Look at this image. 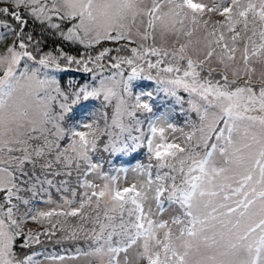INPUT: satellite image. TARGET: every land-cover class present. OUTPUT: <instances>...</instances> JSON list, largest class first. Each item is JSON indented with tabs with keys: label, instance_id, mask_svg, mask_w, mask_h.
Masks as SVG:
<instances>
[{
	"label": "snow or ice",
	"instance_id": "snow-or-ice-1",
	"mask_svg": "<svg viewBox=\"0 0 264 264\" xmlns=\"http://www.w3.org/2000/svg\"><path fill=\"white\" fill-rule=\"evenodd\" d=\"M63 3L67 10L60 0H0V5H7L0 6V15L15 22L0 21L6 30L0 32V41L13 38L0 51V106L27 73L51 85L52 105L51 115L45 114L46 126L32 129L27 141L0 143V176L8 177L6 182L0 180V264H65L105 251L108 264H119L120 254L127 258L137 245L138 258L147 264H264V0H213L211 5L150 0L135 32L110 27L96 35L84 27L86 19H93L94 0ZM166 7L176 34L171 47L156 43L157 22ZM213 13L223 19L212 21ZM29 18L46 25L42 31L51 30L83 52L74 57L62 47L43 51V40L25 31ZM132 23L136 24L135 16ZM194 35L200 37L195 46ZM181 36L189 39L180 42ZM105 41L119 46L94 53ZM65 64L92 73L98 86L66 91L44 75L65 69ZM140 74L166 83L172 91L186 92L198 117V122H189L187 132L159 123L147 132L136 129L149 163L134 171L145 177L153 193L156 217L151 207L145 210L147 200L136 184L119 189L117 176L103 172L92 160L102 139L103 150L112 151L132 130L136 115L149 110L128 89V80ZM106 82L115 87L105 91ZM81 95L102 96L105 110L83 126L87 131L66 133L61 126L64 113ZM250 129H258L259 135L250 136ZM168 131H179L180 136L167 142ZM26 165L32 166L31 177ZM37 165L44 179L35 175ZM73 167L75 187H69L68 180L56 186L47 178L71 176ZM89 175L101 178L103 185L89 181ZM53 186L59 201L49 192ZM22 191H30L33 198L41 193L47 197L42 203L55 207L40 210L20 195ZM106 197L110 203H105ZM165 203L179 208L170 221L157 218L165 212ZM27 221L40 224L43 231L25 232ZM57 232L61 236L55 243L82 241L84 247L76 246L70 256L14 251L18 237H23L21 249H31L43 242L41 236L50 239Z\"/></svg>",
	"mask_w": 264,
	"mask_h": 264
},
{
	"label": "rangeland",
	"instance_id": "rangeland-1",
	"mask_svg": "<svg viewBox=\"0 0 264 264\" xmlns=\"http://www.w3.org/2000/svg\"><path fill=\"white\" fill-rule=\"evenodd\" d=\"M194 2H201V3L211 5L213 0H194ZM217 2H218V0H217ZM254 2H257V0H254ZM149 5H150V0H149ZM222 19H223V17L219 16L218 14H215V13L211 14V20L212 21L222 20ZM3 20H8L9 22L15 24L14 21H11V18L10 19H2L0 17V21H3ZM29 21L33 22V20L30 18H29ZM0 32H6V30L3 28H0ZM43 32H46V31H43ZM47 32H51V31H47ZM41 33H42V30H41ZM32 35L34 36L35 34L32 33ZM200 35H202V33ZM194 36L192 37V39L194 38ZM12 39L13 38L11 36H7L5 40L0 41V51H4L6 46L12 43ZM35 39H38V38H35ZM187 39H189V38L181 36L180 42H185ZM42 40H43V51H51V47L49 48V46H46V43H47L46 40H44V39H42ZM174 40H175V38L168 40L167 43L165 44V46L171 47ZM120 43H124V42L121 41ZM148 43L151 44L152 41L149 40ZM156 43L159 45L161 43V41L157 38ZM76 46H78V45H70L69 44V47H67L68 48L67 51H65L64 49L63 50L65 51V53H71L72 49ZM118 46H119L118 44H115L111 41H105V42H102L100 45L96 46L93 49V52L94 53L98 52L99 50H101L102 48H105V47L115 49ZM82 52H83V49H81V53ZM111 55L115 56L116 52L113 51L111 53ZM71 56H73V55H71ZM74 57H76V56H74ZM103 62L109 63L108 60H105ZM212 66L219 67L218 65L215 64V62H213ZM64 67H65V69L58 70V72L60 73L61 81H56V79L54 78L55 75H54L52 70L47 71L46 73H44V75H46L50 78H53L59 84V86L66 91L75 90L76 86L73 84L77 79H75L74 77L71 78L69 75H73V74L78 73L80 71L84 72V70H83V68L78 67L75 64H72L71 66H67L65 64ZM257 67H259V66H257ZM124 68H125L126 72L130 71V69H128L126 65L124 66ZM152 74L154 75L156 73L153 72ZM97 86H98V82H95L94 87H97ZM94 87H91V88H94ZM167 88L172 92L169 85H167ZM128 89L130 91L129 80H128ZM155 90H156V87L151 86V85L149 87H147L146 89L140 88V90H138L135 98H139V100H141L142 102L145 103V102H147L148 97ZM93 97L97 99V104L91 110L92 115L84 114L85 116H81L80 120H78L76 122H71L72 116H69V112L71 109V105H70L69 110L66 113H64L63 120L61 121V126L63 128L65 125H67L68 127H71L72 132L73 131H79V130L87 131V129H84L83 126L86 124H90L94 120H97L100 117V114L105 110V104H104L102 96H93ZM132 97H134L133 93H132ZM188 98H189V96H188ZM94 109L99 110V111L94 112ZM108 112L110 115L111 114V108L110 107L108 109ZM153 114H154V112H146V111L138 113L136 115L134 121L132 122V130L129 133H125L122 136V138L117 142L115 149H113L112 151H104L103 150L104 140L102 139L100 141V143L98 144V149L96 151L97 154L95 155L96 152H94L92 154V160L102 166L103 172L106 173V171H107L108 174L117 176L116 186L121 190L124 187H130L132 184L137 185L138 180H144L145 179V177L143 175H140L138 171H134V169H138L140 165H146L149 163V158H148L149 153H148L146 147L137 139L138 133H137L136 129L141 128L145 132H147L148 131V123L151 121V116ZM195 116L197 117L196 113H195ZM189 122H195V121L191 117H188L185 121V124H183L180 116H178V117L175 116V113L173 110L167 109L164 112V114H162L154 124L149 125V129L159 123L165 127L167 125H172V126L177 127V129L183 128L184 131L187 132V131H189V129L187 127ZM252 134L259 135V130L258 129H250L249 135L251 136ZM166 135L168 137L167 142H173L172 137L173 136L179 137L180 132L177 131L175 133H172V132L168 131V132H166ZM121 140H123V141H121ZM62 143H64V142H62ZM116 151H118V152H116ZM113 155H114V157H113ZM98 160H100V161H98ZM219 160L222 163V158H219ZM25 167H26V170L28 171L29 177H31L32 176V166L26 165ZM57 167H59V166H57ZM233 167L235 168L236 166L234 165ZM35 175L40 177V179H44V174L41 172L39 165H37V167L35 169ZM47 178L52 179L54 182V185H56V186L59 185V182L61 180H68L69 181V187H75L77 184V173L75 171V167H73L71 176L61 175V176L53 177L51 175H48ZM25 179H28V177H25ZM87 179L89 181L94 182L98 186H102L104 183V181L96 175H89L87 177ZM33 182H35V181H33ZM27 187H28L27 184L22 185V188L27 189ZM45 187H47V185H45ZM98 190H99V188H97V191ZM137 190H140L138 186H137ZM78 191H79V189H78ZM49 192H50L51 197L54 201H59L60 193H58L56 191L55 186L51 187L49 189ZM69 194L70 193H65V195H69ZM20 195L23 196L24 198H27L30 200L33 198L32 193L30 191H22L20 193ZM2 197H3V194L0 193V200H2ZM35 197L39 198L40 201H38V204H36L34 202V204L32 206L37 207L40 210H49L50 208L55 207V205H49V204L42 203V199H47V197L45 195L38 193ZM23 207L24 206L21 204L22 209H23ZM102 207H103V202H102ZM144 207H145L146 211L148 210L149 207H151L153 216L156 217V213L158 212V209L156 207V203H155L154 199H151L150 201H146L144 203ZM164 207L166 209L165 212L157 218L170 221L174 215H177L179 213V208L176 205L169 206L167 203H165ZM75 222L76 221L73 219L72 223H75ZM173 228L175 229V226H173ZM29 229H31L33 232H42L43 231V227L40 224H37V223L32 222V221H27L24 225L25 232H27ZM160 235L162 236V233H160ZM60 236H55V238L60 237ZM41 240L43 241L41 244L33 245V247L31 249H21L20 247H18L17 240H16V242L14 244V251H16L18 253H22L25 251H38V252H41L45 255L44 248H45V245L48 241V238L41 236ZM67 243L70 246H74V247H76V246L84 247V244L82 241H79V242L67 241ZM132 249H129L128 253H130L132 251ZM209 254H211V253H209ZM66 256H70V255L68 254ZM96 257H99L101 259V264H104L105 258L109 261V254L105 251V252H100V253H94V254L89 255V256H82V257H79L75 261H65V264H93L94 258H96ZM123 257H124V254L121 253L120 254V260ZM39 259H43V256L39 257ZM46 264H59V262L58 261H48V262H46ZM141 264H147V261L141 260Z\"/></svg>",
	"mask_w": 264,
	"mask_h": 264
},
{
	"label": "clouds",
	"instance_id": "clouds-1",
	"mask_svg": "<svg viewBox=\"0 0 264 264\" xmlns=\"http://www.w3.org/2000/svg\"><path fill=\"white\" fill-rule=\"evenodd\" d=\"M149 5V0H94L92 11L93 19L85 21V29L90 35L97 33L103 34L108 28H131L133 32L140 27V20L143 16V9ZM60 6L67 10L63 0H60ZM167 7L162 11V19L157 22L156 36L162 43L175 38V32L172 28V20ZM135 16L136 24L132 23ZM200 39L198 35L193 38L195 41ZM42 78L33 76L31 73L25 74L15 82V88L12 93L5 97L4 103L0 106V143L15 144L17 141H27L30 137L31 130L42 129L46 126V113L51 115L52 105L48 100V89L50 84L41 83ZM111 82H106L104 90L114 88ZM7 161V154L4 157ZM0 180L7 181L6 175L0 176ZM142 198L150 201L153 193L149 191L148 185L144 180H138ZM105 203H110L108 197ZM140 246L134 247L127 258L123 257L119 264H141L138 258ZM243 253H240L243 259ZM93 264H101L99 257L94 258ZM104 264H108L105 258Z\"/></svg>",
	"mask_w": 264,
	"mask_h": 264
},
{
	"label": "trees",
	"instance_id": "trees-1",
	"mask_svg": "<svg viewBox=\"0 0 264 264\" xmlns=\"http://www.w3.org/2000/svg\"><path fill=\"white\" fill-rule=\"evenodd\" d=\"M6 17V16H5ZM8 19H10V17H8ZM28 24V27L25 29L26 32H31L33 34H35L33 37L34 38H38V39H44L46 40V46H49V48L51 47V51H54L55 49L62 47L65 51H67V47H69L68 43H65L63 40H61L58 36L55 35L54 32H43L41 33V30L46 28V25H41L38 22H31ZM65 27H67V25H65ZM40 32H39V31ZM51 31V30H48ZM47 37V38H46ZM81 47L80 46H76L72 49L71 53H67L69 55H73L78 57L81 54ZM155 75V74H154ZM71 78L74 77L75 79H77L73 85L76 86V89L82 87V86H86L88 88H91V86L94 85V82L90 79H84L81 80L82 77H75L73 75H69ZM149 78H147L146 76L143 77H139L136 80L143 82L148 80ZM134 92H136L137 90L134 89ZM164 90L163 89H158L155 90L150 96H149V103L148 105V112H157L160 111L165 104V95H164ZM135 99V96L133 97ZM97 104V99L94 98L93 96H83L81 95L79 99L76 100L75 103L71 104V109L69 112V116H75L74 119H78V116L82 115V114H90L92 115V108L94 106H96ZM99 110L94 109V112H98ZM101 115V114H100ZM64 129L66 130V133H71L72 129L71 127H68L67 125L64 126ZM67 141H64V144H66ZM61 233L57 232L56 236H60ZM60 237H52V238H48V241L45 245L44 248V253L45 255H49V254H54V255H67L70 254L68 253L69 251H73L75 249L74 246H70L67 241H62L61 243L57 244L55 243V240L59 239ZM23 242V237H18L17 238V244L18 247H20L21 243Z\"/></svg>",
	"mask_w": 264,
	"mask_h": 264
}]
</instances>
